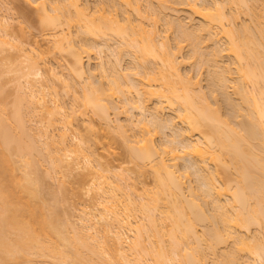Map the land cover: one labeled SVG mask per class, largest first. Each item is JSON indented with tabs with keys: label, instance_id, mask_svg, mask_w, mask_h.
Returning a JSON list of instances; mask_svg holds the SVG:
<instances>
[{
	"label": "bare ground",
	"instance_id": "bare-ground-1",
	"mask_svg": "<svg viewBox=\"0 0 264 264\" xmlns=\"http://www.w3.org/2000/svg\"><path fill=\"white\" fill-rule=\"evenodd\" d=\"M92 1L35 0L45 24L42 27H48L44 38L48 51L41 48L38 39L32 43L18 38L13 18L7 15L9 10L0 16V47L4 50V45H11L19 62L28 61L29 67L22 75L25 84L21 83L23 94L17 96L18 104L15 102L18 106L11 117L9 113L2 115L5 108L0 113V264L33 263V255L72 264H210L209 252L217 264H264V0H182L187 12L191 11L187 13L183 7L184 14L198 16L197 21L187 17L189 23L166 17L171 8L179 13L177 5L174 9L168 0H100L94 7ZM160 19L167 24L166 31L178 32L176 45L170 43L169 32L168 37L162 36L165 32L161 34L158 28ZM184 46L191 47L188 57L182 55ZM53 49L72 57L64 66L68 72L61 69L59 73L57 66H48V76L43 77L41 61L48 65L46 53L51 50L48 55L52 54ZM93 52L101 59L97 62L100 75L97 69L85 66L86 57L88 64L93 60ZM123 55L134 63L130 70L125 68L128 71L121 69ZM189 57L197 59V71L200 65L204 67L198 76L190 70L183 73V58ZM224 57L230 58L232 66L225 65ZM205 68L210 96L203 93ZM69 72L80 81H68ZM58 82L67 91L65 95L75 91L74 97L78 92L74 83L81 82L82 104L78 105L83 109L79 113L72 111L77 101L67 110ZM219 89L233 105L226 116L233 114L234 121L221 112L224 103L216 101ZM209 97L216 99L212 100L216 106ZM24 102L26 112L22 111ZM77 106L73 109L78 110ZM90 108L104 120V132L123 138L139 167L138 174L150 168L152 187L139 175L137 180L133 178L129 168L122 167L117 173L97 159L90 140L101 131L90 118L86 130H90L89 136L90 132L94 135L91 139L75 122L78 114L83 119ZM112 108L119 116L124 108L138 110L140 116L136 121L131 115L127 122L116 123ZM165 109L170 111L167 117ZM36 116L45 124L39 133L37 126L33 133V125H27ZM56 123L62 126L58 139L56 130L49 129ZM166 127L174 137L172 134L157 143L160 128ZM70 131L77 141L68 142ZM75 153L76 164L70 165ZM40 154L45 160L50 158L55 176L58 173L56 177L62 179L59 183L65 175L82 169L97 179L88 190L89 194L94 192L95 202L82 207L81 224L74 222L70 213L60 217L57 210H47L45 201H40L41 179L33 177ZM179 159L188 165L182 163L183 167ZM64 167L70 172L65 174ZM191 174L200 182L199 187L193 184ZM207 211L214 221L209 218L210 225L207 222L205 229H199ZM223 244L230 249L224 246L222 253L219 246Z\"/></svg>",
	"mask_w": 264,
	"mask_h": 264
},
{
	"label": "rangeland",
	"instance_id": "rangeland-1",
	"mask_svg": "<svg viewBox=\"0 0 264 264\" xmlns=\"http://www.w3.org/2000/svg\"><path fill=\"white\" fill-rule=\"evenodd\" d=\"M98 1L100 2V0H93L92 1V6H93V4L94 5H96L97 3H98ZM105 1V0H104ZM107 1V0H106ZM169 1V2H168ZM167 2L169 3V5H172L173 4V6H174V9H176L177 7H178V9L177 10H179V13H181L182 12V10L184 9V10H186V12H187V9L188 8H185V7H188L187 5L184 7V5H182V0H179V1H181V2H179L178 0H168ZM178 1V2H177ZM197 1H199V0H197ZM94 2H97L96 4L94 3ZM144 2H145V0H144ZM174 2V3H173ZM175 2H177V3H175ZM200 2V1H199ZM198 2V3H199ZM201 2H202V0H201ZM200 2V3H201ZM146 3V2H145ZM144 3V4H145ZM167 3V4H168ZM171 3V4H170ZM181 3V5L179 6L178 4H180ZM175 4L177 5L176 6V8H175ZM186 4V3H185ZM106 5H107V2H106ZM105 5V6H106ZM12 8H11V7ZM108 6L109 5H107L106 7L108 8ZM145 6V5H144ZM168 6V5H167ZM7 7V8H6ZM8 7H10L11 8V10H10V8H8ZM94 7V6H93ZM170 7H172V6H169V8ZM180 7V8H179ZM184 7V8H183ZM167 8V7H166ZM165 8V9H166ZM183 8V9H182ZM5 9H7V10H5ZM168 9V8H167ZM173 8H171V10H169L168 9V11H166V12H168L167 14H170V15H167L166 14V17H170L169 19H179V18H182L184 21L187 19V17L188 16H186L184 13H185V11L183 10V12L181 13V14H179V13H177L175 10H174V12H176V13H174L173 12V10H172ZM9 10V11H8ZM181 10V11H180ZM8 11V12H7ZM39 9L37 8V4L35 3V0H0V16H1V14H3V13H8L7 15H9V16H11V18H13L11 21H13L12 22V24H14L13 25V27L15 26L16 27V32H17V36H18V38L20 39V40H25L26 42H27V40L29 41V42H32L33 43V41H35V40H37V41H39L40 40V45L42 46L41 48H44L43 50L44 51H48V50H46V49H49L50 47H48L47 48V46H49V45H47V43H48V41H46L44 38L46 37V35L45 34H47L49 31H48V27L47 26H45L47 29H45V28H43L42 26H44V25H42V21H41V18H40V16H39ZM10 12V13H9ZM188 12H189V10H188ZM187 12V13H188ZM191 12V11H190ZM189 12V13H190ZM172 13V14H171ZM186 13V14H187ZM179 14V15H178ZM191 14V13H190ZM189 14V15H190ZM241 15H243L244 17H245V19H246V15H244V14H241ZM240 15V20H241V18H243V16H241ZM173 16V17H172ZM175 16V17H174ZM191 16V15H190ZM190 16L188 17V18H190ZM165 17V16H164ZM163 17V18H164ZM165 17V19H167ZM179 17V18H178ZM193 17L194 18H192V16H191V20H193V19H195L196 20V18H198V16L196 17V14H194L193 15ZM244 18L242 19L243 21L245 20ZM198 20V19H197ZM196 20V21H197ZM240 20H238V21H240ZM241 20V21H242ZM160 23H159V25H158V28H159V30H161V34L163 33V32H165V33H163V37H165V35H167V37H168V34L166 33V32H169V37L168 38H170V43H172V44H174V45H176L175 43H176V41L178 40V38H176V37H178L176 34L178 33L177 31H175L174 29L172 30L171 28V30L170 29H168L167 31L165 30V29H167V27H166V23L164 24V19H160ZM166 21V20H165ZM187 21V23H189V21L190 20H186ZM195 21V22H196ZM192 22V21H191ZM190 22V23H191ZM194 22V21H193ZM192 22V23H193ZM194 22V23H195ZM245 22V21H244ZM197 23V22H196ZM241 23V22H240ZM14 27V28H15ZM163 31V32H162ZM174 31V32H173ZM177 32V33H176ZM45 36H44V35ZM49 37V36H48ZM43 38V39H42ZM47 38V37H46ZM177 39V40H176ZM45 40V41H44ZM175 40V41H174ZM222 42V41H221ZM49 44V43H48ZM1 45H3L2 43H0V46ZM7 45V47L4 45L3 46V48H4V50H2V48L0 47V71H1V77H0V113H3L4 111V109L3 108H5V111L6 112H4L2 115H9L10 113H12L13 112V109L16 107V106H18V105H16L15 104V102L18 100V102H19V99H18V97L19 96H22V92H23V89H22V87H21V83H23V84H25V80H24V78L22 77V75L24 74V72H27L28 70H29V67H28V64H27V62L28 61H23V63H20L19 62V58H17L16 56H18L17 55V51L15 50V48L13 49L12 47H11V45L9 46V44H6ZM185 45H188V44H186L185 43ZM11 47V49H9ZM189 48V49H188ZM210 48V47H209ZM209 48H207V49H209ZM52 50V49H51ZM51 50L49 51V52H51ZM190 50H191V47L189 46H184V49L182 50L183 51V53H182V55L184 54L185 55V57H188V52H190ZM48 52V53H49ZM53 52H54V49H53ZM52 52V54H49L48 55V53H46L47 54V56H48V58H46L45 60L46 61H48L47 63H48V65H46L45 63V65L43 64V62L41 61V63H42V65H41V68L43 69L42 71H43V77H47L48 75V73H47V71H46V69L48 68V66L50 67V66H52V67H54V68H56V66H57V68L59 69L58 71H59V73L61 72V69L62 70H64L65 71V74L68 72V71H66V69L67 68H65L64 66H66V64L69 62V61H71V58L72 57H70L69 55L70 54H66L65 52V54L63 53V55L60 53V52H54L53 53ZM61 55H60V54ZM94 53H96V52H93L92 54L93 55H91V58L93 59V60H91L90 61V64H88L89 63V60H87L88 58L86 57V59H85V66H86V68H88L89 69V67H90V69H97L98 68V63L100 62V58H99V55L97 56V53L96 54H94ZM124 54H126L125 52H124ZM181 55V56H182ZM67 56V57H66ZM97 56V57H96ZM125 56V58L121 61V69H123V70H126V69H131L129 66H132V64H134V63H132L133 61L130 59V56H128V55H123V57ZM189 56H190V53H189ZM19 57V56H18ZM64 57H65V59H64ZM184 57V56H183ZM227 57V56H226ZM8 58V59H7ZM11 58V60L12 61H9V59ZM21 58V57H20ZM70 58V59H69ZM13 59H14V61H13ZM22 59V58H21ZM66 59H68V61L66 60ZM100 59V60H99ZM191 59H193V58H191ZM190 59V57L189 58H183V60H185L184 61V64H182L183 66H182V70L184 71L183 73H185L186 71H189V73H191V75H193V74H195V76L197 75L198 76V71L200 70V69H203V68H201V65H200V69L197 71V69H198V66H197V64H196V61H197V59L196 58H194L193 60H191ZM230 58L228 57V58H225L224 57V60L226 61H224L226 64L225 65H227V63L229 64L230 62V60H229ZM59 60L60 61H62L63 63H64V65H62L61 66V64L60 65H58L59 63H61V62H59ZM65 60V61H64ZM98 60V61H97ZM199 61V60H198ZM58 62V63H57ZM67 62V63H66ZM98 62V63H97ZM70 63V62H69ZM130 65H129V64ZM197 63H199V62H197ZM232 63V62H231ZM196 64V65H195ZM95 65V66H94ZM97 65V66H96ZM232 66V64H229V66ZM58 66H61V67H58ZM128 66V67H127ZM197 68H196V67ZM127 67V68H126ZM126 68V69H125ZM57 70V69H56ZM191 70H192V72H191ZM57 71V72H58ZM100 71V70H99ZM99 71H98V69L96 70V72H97V74H99L100 75V73H99ZM126 71H128V70H126ZM203 72H205V73H202V84H203V93L205 92L206 93V95H208V96H210V86L209 87H206V84L208 85L209 84V82L207 83V72H206V68L204 69V70H202ZM69 74H71L70 72H69ZM69 74H67V77H68V81H69V78H71V76H74V74L72 73L70 76H69ZM210 74V69H209V73H208V75ZM195 76H194V79H195ZM210 76V75H209ZM33 77H35V76H33ZM64 77V76H63ZM42 77H40V79H41ZM73 78V77H72ZM71 78V80H72V84H73V82L75 81V82H78V81H80L78 78V81H77V79H76V77H74L73 79ZM44 80V79H43ZM207 80V81H206ZM106 81V80H105ZM204 82V83H203ZM59 84V88H62L63 87V85H62V83L61 82H58ZM61 83V84H60ZM80 84H81V82H79ZM105 83H107V82H105ZM232 83H234V82H232ZM20 84V85H19ZM80 84H77V83H74V85L76 86V88H75V86L73 85V87L75 88H73L74 90H77L76 92H77V95H75V97H74V93H75V91H73V92H71V93H69V95H65V94H67V91H65L64 90V88H62L61 90H59V92H61L60 94H61V99L63 100L64 98V100H63V102H64V104L65 105H67L66 106V108H67V110H69V108H70V106H71V104H72V101L74 102V101H77V102H79V103H77V102H74L75 104H72V111H74V113L76 112V114L77 113H79L78 111L79 110H81V109H83V107H82V105H78V104H80L81 102H82V100L81 101H79L80 99H82V98H80L81 96H80V91H81V89H82V84L80 85ZM62 85V86H61ZM231 86H232V84H230ZM18 86H20L19 88H18ZM23 86V85H22ZM231 86H229V87H231ZM78 88V89H77ZM20 89V90H19ZM209 89V91L208 92H206L207 90ZM229 89V88H228ZM234 89V87L232 86L231 88H230V90L232 91ZM18 90L20 91L19 93H18ZM205 90V91H204ZM64 91V92H63ZM72 91V90H71ZM82 92V91H81ZM221 90L219 89V91H218V93L216 94V96L218 95V94H220V97L216 100V99H212L211 97H209V99H210V101H211V103H213V101L214 100H216V101H221V103H224V104H221L220 106H222L223 107V109L224 110H222L221 112L223 113V115L225 114V116H226V114H227V111H233V105H232V103L230 104V102H229V100L227 99V97L224 95V94H222L223 92H221ZM230 92V91H229ZM233 92L234 91H232L231 92V94L233 95ZM19 94H21V95H19ZM64 94V95H63ZM222 94V95H221ZM230 94V95H231ZM19 95V96H18ZM82 95V94H81ZM231 95V96H232ZM235 95V96H234ZM233 95V97H234V99H236L238 96H237V94H234ZM18 96V97H17ZM69 96V97H68ZM76 96H78L79 98L77 99V97ZM211 96H213V95H211ZM237 96V97H236ZM51 96H48L47 98H50ZM70 97H72V98H70ZM20 98V97H19ZM226 98V99H225ZM232 98V97H231ZM75 99H77V100H75ZM224 99H225V102H224ZM118 100V102H121V99H117ZM120 100V101H119ZM213 100V101H212ZM18 102H16L17 104H18ZM215 102V101H214ZM217 103L216 102V104H220V103ZM228 102H229V104H228ZM67 103V104H66ZM77 103V104H76ZM25 104V102L23 103V106H22V111L24 110L25 112H26V110H25V108H26V106L24 105ZM82 104V103H81ZM121 104H122V102H121ZM226 104V105H225ZM73 105H75V107L73 106ZM78 105V106H77ZM216 106L214 103L212 104V106ZM15 106V107H14ZM76 106L77 107H79V109L77 110V109H73V107L74 108H76ZM230 106H232L231 108H230ZM24 107V108H23ZM222 107H220V108H222ZM81 108V109H80ZM71 109V108H70ZM15 110V109H14ZM87 110V109H86ZM113 110V111H112ZM167 109H165V112H166V117L167 116H169L170 115V111L169 110H167ZM70 111V110H69ZM72 111H71V113H72ZM111 112V117L113 118V120H114V122H116V120L118 121V120H122L121 122L123 123L124 121H126L127 122V120H129L130 118H128V116L130 117L131 115V118L132 119H135V121L137 120V117H139L140 116V114H139V112H138V110L136 111L135 109L134 110H126L125 108L123 109V111L124 112H121L120 114V116L119 115H117L118 113H117V111L115 110V109H111L110 110ZM114 111H116V113L114 112ZM127 112H129L128 114H127ZM131 112V113H130ZM168 112V113H167ZM9 113V114H8ZM127 115H126V114ZM133 113V114H132ZM229 113V112H228ZM116 114V115H115ZM130 114V115H129ZM169 114V115H168ZM235 114V113H234ZM73 115H75V114H73ZM81 115V113L80 114H78V117L79 118H75V119H78L77 121H75L76 122V124L78 123V124H81V126L83 127H81L80 128V130L83 132V130H84V134H85V132L87 133V135H88V137L89 138H93V137H91V136H94V135H92L91 134V132H90V136H89V131L88 130H86L87 129V124H88V121H90V118L93 120V123L94 124H96V127H97V129H99L101 132H100V135L98 134V136H94L95 138L94 139H92V141H94V140H96L97 139V141H94V142H92L91 140H90V144L92 145L91 146V149L92 150H94L95 152H97V159H101L103 162L105 161V163H107L110 167H111V169L113 170V169H115L116 171L115 172H117L118 173V171H122L121 170V168L122 167H124V168H122V169H126V168H129L131 171H128V170H126V172L128 171V172H130L132 175V177L133 178H135L136 180H137V175H139L140 177H142V179H140V180H143V178L145 179V181L144 182H146L147 181V183L148 184H146V185H149V187L151 186L152 187V184H153V174L151 173L150 174V168H149V170H147V171H149V173L146 171V173H145V171H144V173H143V175H142V173H141V175L140 174H138V172L140 173V171H139V167H138V165H137V163L133 160L132 161V158H131V154H130V150H128V148L125 146V143H124V141H122L123 140V138H121V136L118 134V133H113V132H108L110 135H112V136H110V138H109V136H107V135H109L108 133H106V131L104 132V130H107V128L105 127V124H103V121H102V119H101V117H99V115L98 114H96L95 112H93L92 110H91V108L90 109H88V111L85 113V115H83L84 116V118L82 119V116H80ZM133 115L135 116V117H133ZM139 115V116H138ZM230 116L232 115V116H234L233 114H229ZM10 117H11V114L9 115ZM47 116H48V114H47ZM86 116V117H85ZM115 116H117L118 118H116ZM224 116V117H225ZM231 116V118H232V120L234 121V119H233V117ZM45 118H46V116H44ZM44 117H43V119H44ZM48 117H50V116H48ZM47 117V118H48ZM76 117V116H75ZM81 117V118H80ZM89 117V118H88ZM121 117V118H120ZM227 118H229V119H231L230 117H228V116H226ZM35 118V117H34ZM33 118V120H32V118H31V122L30 123H28L27 122V125H28V127H29V125H31L30 127L31 128H33L34 127V130L32 129V131H33V133H34V131H37L38 130V128L39 127H41L42 128V126H44L45 127V124H43L42 122L41 123H39L38 122V119H39V121L41 120L40 118L41 117H37L36 116V118L34 119ZM46 118V119H47ZM51 118V117H50ZM46 119L45 120H43V122L44 123H46L47 121H46ZM88 119V120H87ZM11 120V119H10ZM35 120V121H34ZM37 120V121H36ZM52 120V119H51ZM83 120H85L84 121V123L87 121V123H86V125L82 122ZM124 120V121H123ZM46 121V122H45ZM53 121V120H52ZM79 121V122H78ZM50 122V121H49ZM49 122H47L48 124H46V125H49ZM52 123V122H51ZM83 123V124H82ZM116 123H120V122H116ZM115 123V124H116ZM234 123V122H233ZM41 124H42V126H41ZM32 125H33V127H32ZM52 126H53V124H51ZM50 125V126H51ZM59 124H57L56 123V125L54 124V126L53 127H50L49 126V129H52V131L54 132V130H56L55 131V135H56V137L55 138H59V133H60V131L62 130L61 129V124L59 125V127L60 128H56L57 126H58ZM38 128H37V127ZM56 126V127H55ZM80 126V125H79ZM150 126L152 127L153 125L150 123ZM106 129H105V128ZM61 129V130H60ZM86 130V131H85ZM98 130V131H99ZM29 131H30V129H29ZM31 131V132H32ZM39 131H40V128H39V130H38V133H39ZM57 131H58V133H57ZM81 133V132H80ZM83 133H82V135H83ZM159 135H157L156 137H157V139H156V137H155V139L157 140V143H163V142H165L166 141V139H167V137H171V135L174 133H172V130H170V129H168L167 127L166 128H162V130H161V128H160V130H159ZM57 134H58V136H57ZM105 134V135H104ZM35 135H36V132H35ZM86 135V136H87ZM120 136V137H119ZM97 137V138H96ZM172 137H174V134L172 135ZM57 138V139H58ZM164 139H165V141H164ZM171 139V138H170ZM170 139H168L169 141H170ZM41 140H44V138H41ZM171 140H173V139H171ZM74 141H77L76 140V138H74V136H73V134L71 133V131H70V133H69V135H68V142L69 143H71V142H74ZM42 142V141H41ZM40 142V143H41ZM96 142V143H95ZM173 142V141H172ZM93 143V144H92ZM43 144V143H42ZM42 144H41V147H42ZM176 144V143H175ZM45 145H43V147H44ZM93 147V148H92ZM44 149V148H43ZM90 149H88V151H89ZM46 149H45V151L43 152L44 154H45V156L47 155L46 153ZM44 154H40L41 156H40V158H39V160L42 158H44L45 156H44ZM62 154V153H61ZM76 154V153H75ZM73 154V159L71 158L70 159V162L72 161V163L70 164V165H75L76 164V162L75 161H77V159H78V155L76 154ZM44 156V157H43ZM62 156H63V154H62ZM37 157H39V155H37ZM36 156H35V158L36 159H38ZM46 157H48V156H46ZM45 157V158H46ZM64 157H66V156H64ZM63 157V158H64ZM15 158H17V156H15ZM45 158L42 160L41 159V162L38 160V162H40V164H38V166H34L35 168H37V169H34L33 170V177H37V178H39V179H41V180H39V182L41 183L40 184V187H41V192H40V194H41V196H40V201H45V206L47 207V210L49 209L50 210V207H51V210L53 209V211L55 212L56 210V212H57V215L60 213V217H62L64 214H65V212H67L69 215H70V217H71V215H72V220L74 221H76V223H80L81 224V221H80V216L82 217V214H83V212H82V210H83V208H85V205L86 204H88L89 205V203L90 204H92L93 202H95V198H94V196H93V194H94V192H93V194L91 195V194H89L88 193V190L91 188V187H93L92 185H94L93 183V180H96L97 181V179H94L95 177L93 176V175H91V174H89V170H83L82 169V172L81 171H78L79 173H73V175H69L70 173V171H68L67 172V169H66V167H67V163H66V167H64L66 170H64V172H66L65 174H67V173H69L68 175L70 176H66L65 175V178H64V176L62 177V178H64L63 180L64 181H62V183H63V185H62V183H59L58 181L60 180V179H58L57 177H58V173H57V177L55 176V174H56V172L54 173V171L56 170V169H53L52 170V166L50 165L51 164V161H50V163H49V160L48 159H50V158H48L47 160H45ZM77 158V159H76ZM36 159H35V163L37 162L36 161ZM66 159H67V157H66ZM99 159V160H100ZM179 161H180V159H179ZM69 162V163H70ZM183 162H185L184 160H182V162L180 161V165H182L183 166V164L184 165H188V163L186 162V163H183ZM53 163V162H52ZM183 163V164H182ZM54 164V163H53ZM52 164V165H53ZM68 166L70 169H71V167L72 166ZM181 166V167H182ZM52 167V168H51ZM184 167V166H183ZM63 168V167H62ZM193 168H191V171H194L195 172V170H192ZM146 170V169H145ZM220 170H222V169H220ZM61 171V170H60ZM74 171H76V170H74ZM89 171V172H88ZM64 172H62V173H64ZM81 172V173H80ZM125 172V171H124ZM62 173H59L60 175L62 174ZM120 173V172H119ZM191 173H193V172H191ZM222 173V172H221ZM195 174V173H194ZM194 174H191L192 175V182H193V184H195L197 187H199V185H198V182L197 181H195L196 180V176L194 175ZM224 174V172L221 174V175H223ZM64 175V174H63ZM76 175V176H75ZM62 176V175H61ZM136 176V177H135ZM138 176V177H139ZM93 177V178H92ZM139 177V178H140ZM223 179H224V176H223ZM58 180V181H57ZM62 180V179H61ZM60 180V181H61ZM138 181H139V179H138ZM197 182V183H196ZM200 183V182H199ZM60 185V186H59ZM62 187V188H61ZM91 196H93V198L91 197ZM209 206L210 205H208V208H209ZM83 207V208H82ZM211 208V207H210ZM209 208V209H210ZM208 209V211H210ZM47 210H45V211H47ZM206 210H207V208H206ZM208 211H207V219L206 220H204V223H201V224H199L198 225V227H199V229L200 228H202V227H204L205 225H207L208 223H209V221L210 220H212V218L210 217V213H208ZM213 211V212H212ZM48 212V211H47ZM211 213H214V209L212 208V210L210 211ZM51 213H52V211H51ZM50 213V214H51ZM67 213L64 215L65 217H67L68 215H67ZM82 213V214H81ZM49 214V213H48ZM210 214V215H209ZM67 215V216H66ZM209 216V217H208ZM212 216V215H211ZM209 218H211L210 220H209ZM215 218V217H214ZM60 219V218H59ZM62 220H64V218L62 219ZM77 220H78V222H77ZM208 220V221H207ZM61 221V219L59 220V222ZM74 221V222H75ZM80 221V222H79ZM212 221H214V220H212ZM211 221V222H212ZM215 221H216V219H215ZM208 222V223H207ZM61 223H62V221H61ZM207 223V224H206ZM213 223H215V222H213ZM213 223H211V224H213ZM203 224V225H202ZM202 225V226H201ZM209 225H210V223H209ZM255 228V230H253ZM202 229H205V227L204 228H202ZM252 230L254 231L253 233H255V231H256V227L255 226H253V228H252ZM201 231V230H200ZM131 235V234H130ZM232 241H229V244H228V242L226 243V244H228L229 245V247H231L232 245H230V244H232L231 243ZM148 244V243H147ZM225 246V244H223V246H219L220 248H221V250L219 251V247H218V251L219 252H221L223 249H222V247H224ZM227 247V245L224 247V248H226ZM227 250H229L228 249V247L226 248ZM226 250V251H227ZM219 252H217V253H219ZM212 252H209V258L211 259V257H210V254H211ZM217 253H215V255L217 254ZM222 253H223V251H222ZM221 253V254H222ZM213 254V253H212ZM212 254H211V256H212ZM31 255V254H30ZM215 255H214V257H215ZM219 255H220V253H219ZM32 256V255H31ZM30 256V257H31ZM108 256V255H107ZM110 256V255H109ZM221 256V255H220ZM43 257V256H42ZM213 257V256H212ZM217 258H218V254H217V256H216ZM215 257V258H216ZM32 258H35V260H33V261H35V262H31V263H28V264H34V263H37V264H49L50 263V259H51V262L52 261H54L55 263H60V264H72V263H64V262H60V260L58 261V259L57 258H55V259H57V260H55L54 258H47V257H44V258H47L48 260L46 261L44 258H41V257H38V256H32ZM208 258V262H210V264H217V263H215V261L214 260H212L211 259V261H210V259ZM38 259V260H37ZM40 259H42V261L40 260ZM44 259V260H43ZM37 260V261H36ZM216 260V262H217V259H215ZM44 261V262H43ZM213 261H214V263H213ZM21 262V264H27V263H22V262H24V261H20ZM53 262V263H54ZM151 261H146L145 263L146 264H149ZM15 263V262H14ZM13 262L11 263V264H14ZM19 263V262H18ZM54 263V264H55ZM57 263V264H58ZM144 263V264H145ZM15 264H17V263H15ZM20 264V263H19ZM51 264V263H50ZM209 264V263H208ZM221 264H225V263H221Z\"/></svg>",
	"mask_w": 264,
	"mask_h": 264
}]
</instances>
